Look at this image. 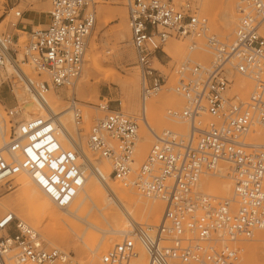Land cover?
<instances>
[{
	"label": "built area",
	"instance_id": "obj_1",
	"mask_svg": "<svg viewBox=\"0 0 264 264\" xmlns=\"http://www.w3.org/2000/svg\"><path fill=\"white\" fill-rule=\"evenodd\" d=\"M89 3L50 0L47 23L31 28L23 44L17 35L0 32V88L12 92V81L23 78L28 88L35 89L23 73V64L45 75L44 89L73 87L81 76L95 22ZM125 8L142 104L165 83L167 76L153 62L165 54L169 38L203 39L211 59L202 64L186 58L175 67L174 89L184 105L167 114L185 121L188 130L182 134L165 129L155 135L136 167L138 119L103 99L95 105L102 115L89 129L88 148L108 162L114 181L163 203L157 225L134 224L133 236L113 243L100 261L126 264L138 255L139 247L148 264H238L236 243L264 229V141H246L256 129L264 133V0H237L238 17L230 40L209 32L208 20L194 0H125ZM23 14L14 11L13 16L20 19ZM196 48L191 41L188 49ZM231 73L252 83L245 99L228 95ZM68 107L80 124L74 97ZM2 111L0 183L23 171L58 207L65 208L83 183L75 140L68 139L69 147L63 148L49 115L17 120L18 105L4 106ZM203 116L209 119L203 122ZM220 162L229 164L232 196L217 201L197 186L200 177L214 173ZM10 263L73 264L69 253L48 248L36 229L6 212L0 217V264Z\"/></svg>",
	"mask_w": 264,
	"mask_h": 264
},
{
	"label": "rangeland",
	"instance_id": "obj_2",
	"mask_svg": "<svg viewBox=\"0 0 264 264\" xmlns=\"http://www.w3.org/2000/svg\"><path fill=\"white\" fill-rule=\"evenodd\" d=\"M202 1L203 0H194L195 4L198 6L200 14L205 16L208 20L209 32L215 34L221 40H230L234 28L236 26L238 17L237 10L235 9L237 0H234V15L236 17V20L228 29H224L223 27L222 29L220 28L223 25L222 17H219V15H217L216 18L213 19L211 11H205L202 9ZM89 5L95 12V22L88 39L81 76L76 81L73 87H70L68 89L64 87H49L48 90L53 89L54 93L57 96V103L60 109L68 107L69 98L74 97L76 99L77 108L80 109L82 120L80 124L75 125L73 117L71 116L73 127L77 129V132L83 138V144L85 146V149L89 153H91L93 157L96 158L94 164L100 167L101 161H103L107 165L108 162L101 158L97 153L92 152L88 148V145L86 143L91 125L97 117L102 115V113L94 107L100 102L101 99H103V101L107 102L111 108L119 109L127 115L136 117L138 119V134L140 135V77L138 68L135 65L134 51L130 40V31L127 23L125 0H90ZM218 7L219 6L216 7L217 11H219ZM100 9H104L106 11L104 17H101L99 15ZM32 10L36 11L38 15H41L43 17L47 16L50 11V0H0V32H7L12 35L16 34L19 37V43H25L28 37V32L16 29V27L11 26V23H16L18 25L20 22L27 24L29 23V21L25 20L24 14L22 18L17 19L14 18L13 13L14 11H22L25 13ZM122 26H125L128 29V33L126 31H118V29L122 28ZM42 27L43 25H40L37 22H34L32 24V29H39ZM193 40L197 43L198 47L203 46L204 48H201V50H199V48L197 47L196 49L190 51L188 49V46ZM174 47H179V53H173V55L168 54L167 50H171ZM202 49H205L203 39H190L188 37L179 39L169 38L164 48V51L166 50L165 54L161 55L159 61L154 60L153 67L163 71L164 74L167 76L165 83L161 87V89L156 94L151 95L149 97L150 99H147L146 101V103L157 102V104H159V111L162 114L163 121L159 126L153 127L154 132L156 134H160L165 129L182 134L187 132L188 124L185 121L179 119H172L167 114V111L169 109L178 110L181 109L184 105L182 97L177 93V91L173 90L176 80L174 69L186 58H189L192 61L200 62L202 64H207L211 59V54L207 50ZM91 57H95L98 59V66L96 68L92 67L90 63L89 58ZM21 68H25L24 70L28 72L29 77L34 80H41V82L46 80L44 74L37 73L29 65L23 64L21 65ZM231 74L232 76H230V79L232 80V83L230 84V87L228 89V95L230 96L233 94H237L241 99H245L252 88V83L242 79L237 74H235L236 76L233 73ZM84 78H87L84 84V89H80L79 85L84 81ZM125 78H129L127 79L128 81H126ZM239 78L245 81V90L239 89V87L238 89H236L235 82H237ZM19 83H16L12 86V92L0 88V90L2 91V93H0V98L2 99H0V110L2 114H4V112L2 111L4 106L6 108H12L14 106L20 105L19 100L16 98L15 95V89ZM130 83L133 84L135 92L134 99L130 102L131 107L128 108L126 92L128 90L129 85H131ZM20 116L21 115L19 114L18 118H20ZM208 119L209 118L206 116L202 117L203 122L207 121ZM256 131L257 132H254L253 134L249 133L246 137V141L259 143L263 142V130L256 129ZM149 138L151 139V143L149 145L150 147L154 140H152L151 137ZM66 146L67 143H65L64 147ZM144 157L139 158L137 154V147L135 145L133 156L135 162L134 167L140 164L143 161ZM219 164L224 165L226 171L225 174L228 176L229 164L225 162H220ZM23 175L26 176V174ZM203 178H207L208 180H210V183H208L210 185H208V187L207 184H199V189L213 197L216 196L214 198L217 201L225 199L226 197L230 198L232 196V182L229 177H218L212 172L209 175L200 177L201 180H203ZM220 182L228 183V191H225L223 188L220 187ZM213 183H215L214 186L216 187H213ZM115 184H118L117 186L123 187L129 193H132L134 196H137L141 199L160 203L161 214L159 216V219L161 218L163 211V203L160 200L144 197L140 195L133 187H124L117 181H115ZM18 186L19 184L16 181V178H12L6 183H0V203H4L8 199L13 198L14 195L17 193V190L19 188ZM218 187L220 189H217ZM87 201H84L80 207V209H82L83 206H86L85 208L87 210L83 221H75L74 219L72 221L74 222L73 224L77 223L75 225L81 226V229L77 228V226H67V224H64L63 222L61 223L63 226L62 229L59 228V230L65 231L66 235H68L67 239H69L67 243H58V247L51 244L46 238L45 231L43 230V228L47 224V220L42 221L41 226L38 227L29 223L28 224L32 227L34 226L33 228L40 233L42 240L48 248L56 247L69 253L73 264H103L100 261V255L104 253L107 249H109L113 245V243L121 242L122 237H125L126 235L121 233H108L110 235L104 234L103 236L101 233L88 227L85 222V219L98 221V227L101 229L110 228L108 224L105 223L104 220L98 215V213L95 214L91 209H89L90 202ZM56 207L60 208L58 206ZM14 208V206H11L9 209L14 214H17V210L16 208ZM5 213L6 212L1 213L0 217ZM18 218L21 219L20 216H18ZM24 221L27 222L26 220ZM159 221L160 220L158 219L157 221H151V219L145 218L141 225H157ZM110 224L114 225V223ZM93 232H95L96 235ZM78 234H80L79 237H77ZM92 234L95 235L96 239L92 238ZM261 234H264V229H258L254 232L253 236L250 239L240 240L236 243V246H239L241 248L239 252L238 264H264V241H259V236H261ZM106 237H109V239L105 240ZM80 238H82V241L80 240ZM84 239L86 240L84 241ZM90 239H93V241ZM105 241L106 243H108L107 246H105ZM247 245H252L253 250L251 249L247 251L245 249ZM92 247L93 250L90 249ZM137 249L138 251L142 250L139 247ZM136 258L137 256L133 257L129 261L133 262V264H138L137 262H135ZM246 258H248L249 260Z\"/></svg>",
	"mask_w": 264,
	"mask_h": 264
},
{
	"label": "bare ground",
	"instance_id": "obj_3",
	"mask_svg": "<svg viewBox=\"0 0 264 264\" xmlns=\"http://www.w3.org/2000/svg\"><path fill=\"white\" fill-rule=\"evenodd\" d=\"M234 4H235L234 0H203L201 3V7L205 11H211V15L213 19H215L217 15H219V17H222L223 25L220 28L222 29L223 27L224 29H228L236 20V17L234 15V11H235ZM217 6H219L218 7L219 11H217L216 8ZM105 12L106 11L104 9H100L99 15L101 17H104ZM118 31L119 32L126 31L128 33V29L125 26L119 28ZM198 48L199 50H201V48L204 47L199 46ZM179 50H180L179 47H174L171 50H167V53L173 55V53L174 54L179 53ZM202 50H207V49L205 48ZM89 60L92 67L96 68L98 66L97 58L91 57L89 58ZM24 69H22L23 73L34 83L35 89L28 88L23 78H21V80L12 81V86L20 82L15 89V95L16 98L19 100V104H20L19 106L21 108V113H20L21 119L18 118L17 116V120L19 119L28 120L35 116L44 117L49 115L56 124V131H57L56 137L60 141L63 148L69 147V144L67 143L68 139L75 140V146L80 150L79 163L81 166V170L83 171V183L82 186L76 192L72 201L65 208H57L56 207L57 205L52 201V199H50V197L47 194H45L38 186H37L38 188L35 186L30 176H28L26 173L21 171L12 176V178H16V181L19 184L17 193L14 195V197L12 196L13 198L8 199L4 203H0V214L3 212H12L10 211L9 208L11 206H14L17 210V214H14L13 212L12 213L15 215V217L18 218V216H20L21 219L26 220L27 221L26 223L38 227L41 226L42 221L47 220L46 222L47 224L44 226L43 230L45 231L47 240H49L51 244L57 247H58V243H67L69 239V238L67 239L68 235H66L65 231L59 230V228L62 229L63 226L61 224L62 222L64 224H67V226H75V227L77 226V228L81 229V226L75 225L77 223L73 224L74 222L72 221L73 219L75 221H83V218L85 217V213L87 210L85 208L86 206H83L82 209H80V207L81 204L87 200H88L87 202H90L89 209H91L95 214L98 213V215L104 220L105 223L108 224L110 228L109 229L99 228L98 221L85 219V222L88 227L101 233L103 236L104 234H108V233L110 234L121 233L126 236L127 235L133 236V234L131 233V228H133L134 224H141L145 218H149L151 219V221H157V219L161 220V218L159 219V216L161 214L160 203L141 199L137 196H134L132 193H129L123 187L117 186L118 184L116 185L115 181L109 177V173H110L109 164L107 165L103 161H101L100 167L94 164L96 158L93 157V155L85 149V146L83 144V138L77 132V129L73 127L72 117L75 125H77L74 111H72L70 107L60 109L57 103V96L54 93L53 89L52 90L51 89L48 90L49 88L44 89V87L41 86V80L32 79L31 77H29L28 72ZM8 70L9 71L11 70L10 67H8ZM241 78L249 81L248 79H245L243 77ZM127 79L126 81H128ZM242 79L239 78L238 81L235 82L236 89H238V87L239 89L242 90L246 89L244 87L245 81ZM86 80L87 78H84V81L79 85L80 89H84V84ZM134 89L135 88H133V84H131L129 85L128 90L126 92L127 100H128V108L131 107L130 102L133 101L134 99V92H135ZM173 90L175 89L173 88ZM149 97L146 98L144 104H142V101L140 99L139 110H140L141 121H140L139 130L141 134L140 135L138 134L137 140L135 142V145L137 147V154L139 158H143L149 148V145L151 143V139L149 137H151L152 140H155V135L157 136L161 135V133L156 134L153 129V127L159 126L163 121L162 114L159 111V104H157V102L146 103L147 99H150ZM3 115L4 114H2L0 110V122ZM0 127H2L1 123H0ZM256 132L257 131H255V133ZM65 143H67L66 147H64ZM96 170H99L101 172L103 178H101L97 174ZM225 173L226 171L224 165L219 164L214 172V175L222 178H228V176ZM23 174H26V176H24ZM205 175H209V174H205ZM199 181L197 186L198 188H199V184L202 185V183L207 184V186L210 185L208 184L210 183V180H208L207 178L205 179L203 178V180L199 179ZM214 185L215 183H213V187H216ZM219 185L225 191H228L227 182H220ZM217 189L220 188L218 187ZM110 223H114V225H111ZM93 233L95 234V232ZM94 234H92V238H95L96 234L95 235ZM79 235L80 234H78L77 237H79ZM108 239L109 237L105 238V240ZM80 240L82 241V238H80ZM85 240L86 239H84V241ZM90 240L93 241V239ZM259 241L260 242L264 241V234H261V236H259ZM107 245L108 243H106L105 241V246ZM93 247L90 249L93 250ZM245 249L247 251L251 250L252 245L251 246L247 245ZM139 251L135 262H137L138 264H147L146 253L143 250H139ZM23 264H33V263H23ZM126 264H133V262L128 261Z\"/></svg>",
	"mask_w": 264,
	"mask_h": 264
},
{
	"label": "crops",
	"instance_id": "obj_4",
	"mask_svg": "<svg viewBox=\"0 0 264 264\" xmlns=\"http://www.w3.org/2000/svg\"><path fill=\"white\" fill-rule=\"evenodd\" d=\"M24 16H25V20L29 21V23L24 24V23H21L20 22L16 26V29H18L20 31H27V32H29V30L32 28V24L34 22H37L40 25H43L44 26L47 23V21H48V15L43 17L41 15H38L36 13V11H34V10L29 11V12H25L24 13Z\"/></svg>",
	"mask_w": 264,
	"mask_h": 264
}]
</instances>
